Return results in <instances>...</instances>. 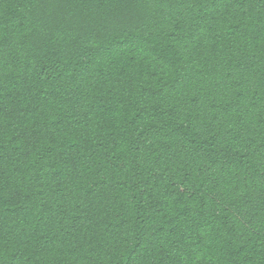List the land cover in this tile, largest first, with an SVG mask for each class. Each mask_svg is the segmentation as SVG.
I'll use <instances>...</instances> for the list:
<instances>
[{"label": "trees", "instance_id": "16d2710c", "mask_svg": "<svg viewBox=\"0 0 264 264\" xmlns=\"http://www.w3.org/2000/svg\"><path fill=\"white\" fill-rule=\"evenodd\" d=\"M0 264H264V0H0Z\"/></svg>", "mask_w": 264, "mask_h": 264}]
</instances>
